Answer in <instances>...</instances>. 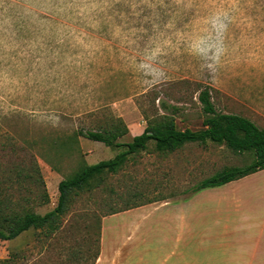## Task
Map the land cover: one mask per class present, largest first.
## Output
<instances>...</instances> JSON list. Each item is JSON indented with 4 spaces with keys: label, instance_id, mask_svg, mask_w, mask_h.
I'll use <instances>...</instances> for the list:
<instances>
[{
    "label": "rangeland",
    "instance_id": "rangeland-1",
    "mask_svg": "<svg viewBox=\"0 0 264 264\" xmlns=\"http://www.w3.org/2000/svg\"><path fill=\"white\" fill-rule=\"evenodd\" d=\"M204 89L216 112L264 129V0H0V163L30 168L12 197L35 213L55 207L62 179L116 153L77 131L161 114L197 130ZM249 161L211 143L163 157L150 143L72 197L49 238L30 229L0 241V260L90 264L97 246L100 264L221 259L244 242L237 226L264 237V170L189 190Z\"/></svg>",
    "mask_w": 264,
    "mask_h": 264
},
{
    "label": "trees",
    "instance_id": "trees-1",
    "mask_svg": "<svg viewBox=\"0 0 264 264\" xmlns=\"http://www.w3.org/2000/svg\"><path fill=\"white\" fill-rule=\"evenodd\" d=\"M197 100L203 114L201 128L197 130L181 129L172 116L161 114L147 120L142 133L127 142L119 140L128 133L126 125L120 118H111L109 123L96 131H77V136L101 143L116 153L110 159L90 165L84 164L62 179L57 185L58 197L55 207L44 214L25 208L22 202L15 201L12 197L14 190L32 178L30 168L20 164L4 166L0 163V241L12 240L30 229L39 231L44 237L49 238L59 230L72 197L90 191L107 175L120 171L134 155L146 152L150 143L153 144L154 151L163 157L190 143L200 146L211 143L223 146L233 154H246L250 157V161L242 166H226L201 179L191 187L189 190L191 194L221 187L264 170V129L257 127L245 117L216 112L207 89L199 92ZM128 209L129 206L119 211ZM119 211H112L110 214ZM98 256L97 246L91 255L90 264H93ZM73 257L77 262L80 261L82 252H75ZM0 264L14 262L7 259L0 260Z\"/></svg>",
    "mask_w": 264,
    "mask_h": 264
},
{
    "label": "crops",
    "instance_id": "crops-1",
    "mask_svg": "<svg viewBox=\"0 0 264 264\" xmlns=\"http://www.w3.org/2000/svg\"><path fill=\"white\" fill-rule=\"evenodd\" d=\"M126 127L128 130V133L126 134L128 141L132 137L140 135L144 129V126L140 123H126ZM166 199L168 198H160L161 201ZM186 201L188 202L189 200ZM236 230L243 234L242 240H244L245 243L239 241V243L234 244L233 251L230 252L228 256L221 259H211L207 256L196 260L191 257L190 260L179 264H264V237L262 235V228L260 227V229L258 228L255 230V227L245 225L237 226ZM236 238L239 237L236 236ZM111 249H114V247H111ZM101 262L102 254L97 258L96 264H100Z\"/></svg>",
    "mask_w": 264,
    "mask_h": 264
}]
</instances>
